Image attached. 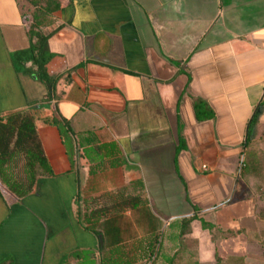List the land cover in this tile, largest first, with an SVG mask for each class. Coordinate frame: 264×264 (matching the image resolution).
I'll return each mask as SVG.
<instances>
[{"label": "crops", "instance_id": "1", "mask_svg": "<svg viewBox=\"0 0 264 264\" xmlns=\"http://www.w3.org/2000/svg\"><path fill=\"white\" fill-rule=\"evenodd\" d=\"M58 5L41 26L43 101L14 57L33 6L0 0V121L32 109L51 169L0 154V264H264V215L239 176L264 100V0ZM138 193L146 205L123 203Z\"/></svg>", "mask_w": 264, "mask_h": 264}, {"label": "trees", "instance_id": "2", "mask_svg": "<svg viewBox=\"0 0 264 264\" xmlns=\"http://www.w3.org/2000/svg\"><path fill=\"white\" fill-rule=\"evenodd\" d=\"M30 2L33 6V11L31 13L32 20L26 27V35L28 37L29 47L26 50L16 51L14 53V57L17 67H24L26 62H30L32 66L35 67V77L38 81L45 84L48 89L46 97L43 99V101H46L51 98L53 79H50L46 76L47 74L45 71V65L50 60L51 54L46 49V41L49 37V34H45L41 30V26L44 24V21L46 22L48 16L54 12L59 5L58 0H30ZM263 104L264 100L261 101L258 109L255 111L250 120L244 143L245 147L248 146V144L253 139L252 135L254 132V127L262 113ZM193 107L198 120H206L211 118L213 115L212 111H206L208 106L200 98L193 99ZM4 119V122L0 121V154L5 156L2 160H10L13 156H20L23 154L25 160L27 161L26 165H29L30 168H32L34 161H37L44 172L51 174L50 166L43 155L40 142L36 135L34 121L35 117L32 113V109L29 108L24 111L9 114ZM47 122L56 124L64 136L68 134L69 128L66 127V124H57L55 121ZM180 148L181 147H178L177 149L179 150ZM33 177L34 175L32 174L31 178H29L27 181L23 192H20L19 195H22L24 192H27L31 189L34 182ZM115 194L120 195L118 192ZM123 203H128L131 206L147 204L146 199L140 196L139 193L136 196L124 197ZM93 213L97 214L98 216L102 215L100 209L98 211L91 212L90 214ZM86 214L87 213L84 212V215ZM84 220H87L86 217H84Z\"/></svg>", "mask_w": 264, "mask_h": 264}, {"label": "rangeland", "instance_id": "3", "mask_svg": "<svg viewBox=\"0 0 264 264\" xmlns=\"http://www.w3.org/2000/svg\"><path fill=\"white\" fill-rule=\"evenodd\" d=\"M252 136V141L243 148L239 176L245 193L255 202L257 213L262 210L264 215V111Z\"/></svg>", "mask_w": 264, "mask_h": 264}]
</instances>
